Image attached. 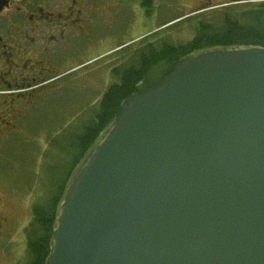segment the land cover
Listing matches in <instances>:
<instances>
[{"label":"water","instance_id":"obj_1","mask_svg":"<svg viewBox=\"0 0 264 264\" xmlns=\"http://www.w3.org/2000/svg\"><path fill=\"white\" fill-rule=\"evenodd\" d=\"M44 264H264V47L182 57L126 97L65 187Z\"/></svg>","mask_w":264,"mask_h":264},{"label":"flooded vegetation","instance_id":"obj_2","mask_svg":"<svg viewBox=\"0 0 264 264\" xmlns=\"http://www.w3.org/2000/svg\"><path fill=\"white\" fill-rule=\"evenodd\" d=\"M168 1L196 7H214L220 2H223L220 5L233 4L230 0ZM153 2L154 0H0L1 257L7 256L8 261H16L22 256L24 258L25 251L28 257L26 229L30 222L22 224L21 214L13 209V202L21 201L26 194V185L16 180L22 177L19 173L22 163L15 164L14 173L4 174V165L9 161L8 151L16 144L20 134L30 128L49 87L63 81L76 70L95 64L101 58L124 48L123 45H115L108 49L101 40L95 41V37L118 36L123 29L125 32H133L138 27L139 16L148 19L155 14ZM262 2L264 0L239 1L242 4ZM123 6L130 10L124 17L121 14ZM202 10H196L191 15ZM161 31L163 30L160 28L150 30L140 39ZM102 50L104 51L101 52ZM89 51L95 53L86 58ZM112 62L115 63L109 68L111 73L118 68L117 55L108 61L110 65ZM104 65L106 64L101 66ZM95 70L92 68L90 73Z\"/></svg>","mask_w":264,"mask_h":264},{"label":"rangeland","instance_id":"obj_3","mask_svg":"<svg viewBox=\"0 0 264 264\" xmlns=\"http://www.w3.org/2000/svg\"><path fill=\"white\" fill-rule=\"evenodd\" d=\"M220 4L214 7H211V5L196 7L174 1L154 0L155 14L148 19L139 16L138 27L133 32H125L123 29L118 36L105 37V35H98L95 37V41L101 40L108 49L109 46L113 47L115 45L125 47L146 35L148 31L160 28L163 29L159 33L161 35L158 38L160 42L175 45L183 44L196 35V23L200 19V15L208 13L207 11L210 9L219 7ZM236 5L243 8L251 4L238 3ZM208 7L211 8L202 11L200 15H191L196 10ZM129 13V7L123 6L122 16L124 17ZM143 41L139 40V45ZM136 45L137 42L135 41L126 49L107 55L95 64L78 69L70 76L65 77L63 81L57 82L48 88L49 92L45 95L36 118L29 125L28 131L21 133L20 137L16 139V144L8 151L9 161L4 165L6 169L3 173L11 174L14 173L15 164L21 165L22 163L20 166L21 172H19V167H17V172L21 173L24 179L20 177L16 180L26 185V194L25 197L21 198V201L13 202L15 203L13 209L22 216V224L30 222L32 205L38 199L42 200L48 195L49 179L56 180L58 178L57 175L52 174L53 171L57 172V169L61 172L64 171L66 162L64 151L69 150L66 147L67 142L80 133L79 125L89 117V112L91 113L96 100L115 81L113 73L109 72V68L115 62L110 65L108 61L117 55V67L120 69L128 67L134 63L132 55ZM94 53V51H89L86 58ZM102 64L106 65L101 66ZM92 68L96 70L90 73ZM158 77V73L152 72L148 80L153 82ZM71 134L72 136H70ZM52 168L54 170L50 172ZM33 176H36V178ZM20 259L8 261L7 256H0V264H26L28 262L26 251L24 252V258L22 256Z\"/></svg>","mask_w":264,"mask_h":264},{"label":"trees","instance_id":"obj_4","mask_svg":"<svg viewBox=\"0 0 264 264\" xmlns=\"http://www.w3.org/2000/svg\"><path fill=\"white\" fill-rule=\"evenodd\" d=\"M207 12L204 15H200L202 12L198 13L200 19L196 23V35L189 41L178 45L160 42L159 33L144 37L140 39L144 41L139 45L138 40L134 48V63L112 71L115 81L96 100L89 117L79 125L80 133L67 142L66 147L69 150L64 151V171L57 169V172H54L53 168L50 169L58 178L49 179L48 195L42 200L38 199L31 207L32 217L26 229V264L45 263L52 228L65 187L74 170L118 115L119 106L126 97L142 91L166 76L182 57L214 48L243 45L264 47V2L243 8L236 4L219 5ZM152 72L158 73L159 77L149 82L148 77Z\"/></svg>","mask_w":264,"mask_h":264}]
</instances>
